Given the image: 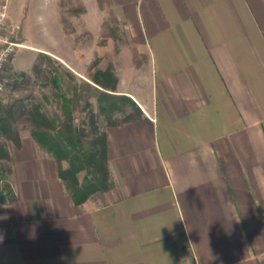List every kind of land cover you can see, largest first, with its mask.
Wrapping results in <instances>:
<instances>
[{
  "label": "crops",
  "instance_id": "1",
  "mask_svg": "<svg viewBox=\"0 0 264 264\" xmlns=\"http://www.w3.org/2000/svg\"><path fill=\"white\" fill-rule=\"evenodd\" d=\"M105 2L144 58L117 71L143 115L106 128L115 185L77 205L54 160L12 154L0 264H264V0Z\"/></svg>",
  "mask_w": 264,
  "mask_h": 264
},
{
  "label": "trees",
  "instance_id": "2",
  "mask_svg": "<svg viewBox=\"0 0 264 264\" xmlns=\"http://www.w3.org/2000/svg\"><path fill=\"white\" fill-rule=\"evenodd\" d=\"M103 1V0H100ZM96 63H92L90 70ZM89 79L80 78L71 68L47 53H41L28 73L14 80L17 95L9 101L0 98V133L21 145L18 127L26 125L33 139L43 146L58 165V174L68 195L77 205L105 199L115 185L107 146V131L101 128V115L109 126H120L142 117L137 102L117 93L119 78L112 67L97 68ZM42 89L37 93V88ZM95 91L97 108L89 94ZM134 108L138 118L128 109ZM54 109H57L59 114ZM124 120L115 122V116ZM68 163L67 167L62 162ZM11 156L0 144V203L10 204L17 196L12 178ZM85 172V183L79 173ZM8 179V180H7Z\"/></svg>",
  "mask_w": 264,
  "mask_h": 264
},
{
  "label": "rangeland",
  "instance_id": "3",
  "mask_svg": "<svg viewBox=\"0 0 264 264\" xmlns=\"http://www.w3.org/2000/svg\"><path fill=\"white\" fill-rule=\"evenodd\" d=\"M38 4L39 0H8V11L12 15L11 20L21 25L22 28L24 27L21 33L18 34L17 40L23 43L25 35L26 43L30 47H18L12 56L7 70L10 80L9 85L4 92L0 93V98L5 102L17 95L13 89L14 80L19 75L30 72L34 62L41 53H47L53 58H56L54 56L56 53V55L59 54L68 61H76L77 59L84 74L83 76L76 74L85 80L89 79L88 77H91L97 68L112 67L116 74L118 72L123 74L130 67L128 66L130 60L134 59V65H141L144 60L135 45L140 42V38H133L128 34L126 22L120 13L107 5L105 0H57V10L53 7L50 12V29L46 28L42 34L36 22ZM86 4L89 9H92L95 4H99L104 15H86ZM57 16H60V24L57 21ZM72 18H76L75 21ZM78 49L80 51L75 53L74 51ZM88 60L89 62L86 63ZM60 61L62 62V60ZM94 62L96 65L91 71L90 66ZM125 87L129 90L142 91L146 94L149 90V82L145 80V77H132L130 82L125 84ZM36 88L37 93L42 91V89ZM94 94L95 91L92 90L89 96L95 108H97ZM128 110L132 112L133 118H138L134 108ZM53 111L59 114L57 109ZM115 117V122L118 123L124 120L125 116L118 114ZM100 123L101 128L106 129L110 122L104 115H101ZM18 128L21 131L20 146H17L6 135L0 133V144H4L7 147L10 156L19 153L24 154L30 150L35 156L38 155L53 160L44 147L37 144L29 130L25 129L26 125H21ZM9 164L12 166L11 163ZM62 166L64 168L67 167L68 163L66 161L62 162ZM56 169L58 171L57 163ZM78 176L80 183H85V172H80ZM9 179L15 188L13 176ZM103 200L104 198L101 196L96 198L98 204H101ZM193 256L196 255L193 254L187 260H191Z\"/></svg>",
  "mask_w": 264,
  "mask_h": 264
},
{
  "label": "built area",
  "instance_id": "4",
  "mask_svg": "<svg viewBox=\"0 0 264 264\" xmlns=\"http://www.w3.org/2000/svg\"><path fill=\"white\" fill-rule=\"evenodd\" d=\"M21 26L14 24L8 11V0H0V93L4 92L9 85V74L7 72L12 56L23 43L17 40L21 33ZM186 264H200L196 256L187 260Z\"/></svg>",
  "mask_w": 264,
  "mask_h": 264
},
{
  "label": "clouds",
  "instance_id": "5",
  "mask_svg": "<svg viewBox=\"0 0 264 264\" xmlns=\"http://www.w3.org/2000/svg\"><path fill=\"white\" fill-rule=\"evenodd\" d=\"M57 0H39L37 6L36 22L40 27L41 34L44 30L50 29V12L53 7H55ZM85 14L86 15H104L103 10L100 8L99 4H95L92 9H89L88 5H85ZM75 21L76 18H72Z\"/></svg>",
  "mask_w": 264,
  "mask_h": 264
}]
</instances>
